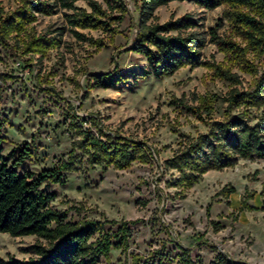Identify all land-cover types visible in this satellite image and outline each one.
Returning <instances> with one entry per match:
<instances>
[{
    "label": "rangeland",
    "instance_id": "obj_1",
    "mask_svg": "<svg viewBox=\"0 0 264 264\" xmlns=\"http://www.w3.org/2000/svg\"><path fill=\"white\" fill-rule=\"evenodd\" d=\"M124 2L128 15L111 31H80L95 44L66 32L61 45L43 57L0 45L1 154L28 147L32 156L20 173H38L67 161L80 131L114 145L123 144L121 138L132 145L142 143L147 157L134 152L127 169L93 166L83 150L75 149V170L63 173L62 183L42 187L56 194L51 206L67 212L73 222H112L106 226L109 232L129 223L127 247L111 251L101 264H218V256L232 264H264V158L210 171L191 188L179 186L180 174L166 166L184 140L207 133L208 123L226 118L227 92L249 90L255 75L233 67L240 79L235 86L206 66L186 67L162 79L133 76L146 68V61L127 51L136 37L138 10L136 0ZM0 3L9 13L22 1ZM77 6L87 7L83 1ZM225 12L223 6L206 10L191 1L173 2L156 11L155 22L189 14L202 24L200 31L208 33L221 23L218 35L240 43L232 37ZM65 25L63 11L39 15L31 32L57 36L55 31ZM209 39L203 60L229 67L225 54ZM247 58L260 69L264 66L263 58ZM107 72L127 81L102 89L89 79L90 73ZM200 103L205 104L202 111L211 105L213 114L204 112L200 119L187 111L186 106ZM36 241L34 236L0 233V255L27 260Z\"/></svg>",
    "mask_w": 264,
    "mask_h": 264
},
{
    "label": "trees",
    "instance_id": "obj_2",
    "mask_svg": "<svg viewBox=\"0 0 264 264\" xmlns=\"http://www.w3.org/2000/svg\"><path fill=\"white\" fill-rule=\"evenodd\" d=\"M21 6L6 13L0 3V45L10 47L16 53L45 55L48 50L61 45V36L68 32L82 41L95 44L85 37L82 30L108 32L115 22L124 20L128 8L124 0H21ZM83 1L87 7H78ZM138 22L136 37L127 50L140 55L146 68L133 76L162 79L171 77L179 70L190 67H209L215 77L239 85L240 79L232 72L237 67L255 75L251 88L240 91L231 88L223 100L228 104L226 118L208 123L207 133L188 138L182 148L166 161L170 170L180 174L179 186L191 188L201 176L210 171L229 169L240 160L264 158V66L260 69L247 56L264 59V0H136ZM191 1L206 10L225 7V18L232 29L233 39L218 35L221 23L200 31L202 24L189 14L165 23H157L156 11L173 2ZM63 11L66 25L56 35H36L32 25L38 16H53ZM59 31V32H58ZM209 41L225 54L229 67L210 65L203 60L202 51ZM89 79L97 88L108 89L115 83L126 82L124 76L113 77L111 72L90 73ZM214 101L218 98L213 96ZM186 106V105H185ZM204 103L196 107L186 106L187 111L200 119L202 113L211 116L213 107ZM233 110H237L235 114ZM1 124V122H0ZM75 149L83 150L91 165L106 168L127 169L134 161L133 153L147 157L142 143L131 144L128 140L114 145L95 137L90 131L81 132ZM112 137H108V140ZM74 149V150H75ZM73 150V151H74ZM67 161L38 173H20V167L31 158L28 147L13 150L8 156L0 151V233L11 237L34 236L33 254L27 260L9 257L0 264H101L113 250L127 247L129 223L122 222L116 232H109L112 222L95 219L71 221L67 212L51 206L56 194L46 192L44 184H60L65 172L75 170L74 153ZM233 192V190L231 191ZM97 237V239H96ZM218 264H232L218 256Z\"/></svg>",
    "mask_w": 264,
    "mask_h": 264
}]
</instances>
